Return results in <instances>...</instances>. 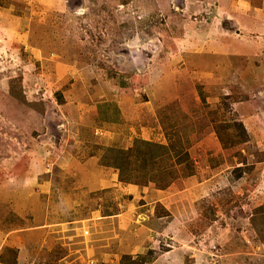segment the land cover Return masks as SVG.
Here are the masks:
<instances>
[{
	"label": "rangeland",
	"instance_id": "1",
	"mask_svg": "<svg viewBox=\"0 0 264 264\" xmlns=\"http://www.w3.org/2000/svg\"><path fill=\"white\" fill-rule=\"evenodd\" d=\"M0 264H264V0H0Z\"/></svg>",
	"mask_w": 264,
	"mask_h": 264
},
{
	"label": "trees",
	"instance_id": "2",
	"mask_svg": "<svg viewBox=\"0 0 264 264\" xmlns=\"http://www.w3.org/2000/svg\"><path fill=\"white\" fill-rule=\"evenodd\" d=\"M119 157V155L117 156V158ZM126 258H128V257H126Z\"/></svg>",
	"mask_w": 264,
	"mask_h": 264
}]
</instances>
